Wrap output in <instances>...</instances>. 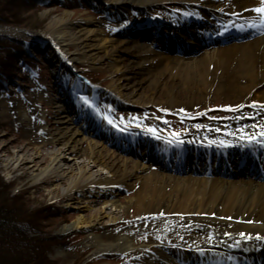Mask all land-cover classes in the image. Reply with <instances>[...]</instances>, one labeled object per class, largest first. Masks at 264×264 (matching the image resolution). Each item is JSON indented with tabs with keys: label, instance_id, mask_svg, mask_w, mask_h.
Returning <instances> with one entry per match:
<instances>
[{
	"label": "bare ground",
	"instance_id": "bare-ground-1",
	"mask_svg": "<svg viewBox=\"0 0 264 264\" xmlns=\"http://www.w3.org/2000/svg\"><path fill=\"white\" fill-rule=\"evenodd\" d=\"M183 2V13L169 11L165 14L168 20L160 19L161 24L139 13L111 35L90 17L72 21L69 12L49 21L44 37L53 44L62 66L77 61L97 65L98 54L104 51L112 80L102 91L88 86L92 102L86 101L84 111L75 94L64 95L56 108L55 133H51L54 128L40 123L42 118L31 119L29 105L18 104L15 113L35 131L27 143L32 148H18L10 162L35 170L49 159L48 165L34 171L31 177L34 183L47 176L55 177V182L67 180L63 194L72 208L91 209L88 204L76 205L75 195L84 191L99 192L100 197L94 196V203L99 204L106 197L135 189L125 205L111 200L114 214L108 213L106 205L95 215H80L71 225L62 227L64 231L88 230L83 246H94L96 255L130 253L128 256L140 260V264H216L212 258L218 254L226 256L227 264H264V239L258 238L264 237V142H257L264 141L259 136L264 131V24L254 11L261 0ZM102 3L117 13L132 7L144 11L156 5L146 0ZM235 25L242 30L230 32ZM126 30H134V35L142 39V34H154L157 41H167H161L164 47L158 43L150 49L131 39L132 33L127 35ZM2 31L9 35L20 33L9 27ZM177 32L187 34L188 41L172 45ZM227 40L236 42L220 44ZM70 46L75 49L73 53L67 50ZM77 89L71 91L84 90ZM101 95L122 106L153 105L160 111L187 114L217 96L232 100L229 106H235L237 113L223 126L210 122L196 134L175 141L164 135L165 128L176 122L153 111L150 117L157 118L151 123L159 128L152 127L155 135L149 129L135 131L133 126L142 125L139 122L122 121V127L116 128L97 107ZM155 96L161 98L155 100ZM42 97L38 95L37 99ZM73 102L77 103L75 108ZM39 114L44 116L43 112ZM76 114L87 121L80 128L72 122L71 116ZM179 122L182 126L195 125L190 120ZM245 134L256 139H242ZM45 145H56V149L43 157L40 152ZM100 165L109 175L95 171ZM103 190L108 194H102ZM127 207L136 208L137 215L131 218L135 223L116 231L109 228L107 225H119V214ZM102 227H106L104 233L96 235L94 231ZM186 234L192 241H185ZM139 237H169L168 245L150 260V256L134 251ZM177 245L187 249L183 253L174 247Z\"/></svg>",
	"mask_w": 264,
	"mask_h": 264
},
{
	"label": "rangeland",
	"instance_id": "rangeland-1",
	"mask_svg": "<svg viewBox=\"0 0 264 264\" xmlns=\"http://www.w3.org/2000/svg\"><path fill=\"white\" fill-rule=\"evenodd\" d=\"M43 1L42 6L35 7L22 15L24 23L21 25H0V34L15 39L13 43L14 46H23L22 48H25L32 57L30 67H26V72L18 76L17 79L12 78L5 81L4 83L7 87V91L4 90L0 93V175L10 186L11 195H15L16 207L21 208V210L26 208L27 213L25 216L27 219H30V215L34 213L42 219L39 224L36 225L42 237L47 239L50 237L56 238L49 251V257L55 264H140V260L133 256H128L130 253L96 255L94 246L87 248L83 246L90 233L88 230L64 231L62 229L65 225H71L78 216L82 215L89 218L95 215L97 210L104 208L106 205L109 206V209H107L108 213L114 214V208L110 205L111 200L117 199L125 205L127 201L134 196L135 189L129 191L124 190L121 193L118 192L115 197H106L99 204L94 203V200H96L94 196L100 197L99 192L97 193L91 190L87 193V191H84L79 195H75L76 205L88 204L91 206V209L87 207L78 209L67 205V198L64 197L63 194L68 183L67 180L55 182V177L51 178V176H47L34 183L31 177L34 171L37 172L43 169L45 165H48L49 159L42 166L35 168V170L27 169L23 166L19 167L17 164L10 162V159L15 156L18 148L24 146H27L26 149L32 148V146L27 143H30V134H33L35 131L27 120H21L19 118L15 110L18 104L25 103L29 105L32 113L31 119L35 117L42 118V122L40 123H43L46 128H54V132L52 131L51 133H55V129L58 126V124L55 123L57 122L56 114L59 112L56 111V108L65 97L64 95L68 94L71 92L72 88L76 87L78 88L77 90H84L74 93L75 100L77 96L79 101L92 102V94L88 92V86H96L98 91H102L111 83V71L109 70L104 51L98 54L100 62L97 65L91 66L85 61H77L62 66L60 64L62 61L56 57L53 44L48 42L44 37L45 34H47L49 21L59 18L69 12L72 21L90 17L98 22L101 28L107 31L108 35H111L117 30L121 31L122 27L126 26V22L130 16L132 19L138 16L139 13H147L151 16L155 15V17L157 15L162 19L168 20L165 14L169 11L171 13L176 11L177 14L183 13L184 8L181 6L184 2L183 0H168L169 3H158L161 0H146L156 2V5L151 8H146L144 11H138V9L132 7L117 13L116 9L104 5L105 3H102L103 0ZM119 24L121 25L119 26ZM8 27L17 29L20 33L9 35L2 31V29ZM125 33L128 35L129 30L125 31ZM137 43L154 49V42L146 43L140 40L137 41ZM14 50H16L15 47H13V51ZM67 50L71 53L75 51L71 46L68 47ZM7 52L8 51H6L5 54ZM175 55L176 54H171L170 56ZM16 73H18V71ZM85 77L88 78L87 82L84 80ZM119 82L121 83L122 81L119 80ZM145 87L148 88L146 90L148 91L149 84H146ZM67 89L68 91H66ZM146 91H143V89L139 90V92ZM36 94H42L43 97L38 100V95L35 96ZM78 96L83 100H80ZM159 98L161 97L155 96V100ZM181 99L184 98L182 97ZM112 100L114 99H109L102 95L100 98H97V107L107 119V122L112 120L113 123L111 124L115 126L116 124L122 126V121L141 123V127L133 126L135 127V131L152 129L153 126L158 128L157 125L151 123V120L154 121V119L157 118L153 117V115L150 117L149 114L153 111V114L170 117L173 122H176V125H171L172 127L170 128L165 126L166 132L164 137L166 138H182L190 133L196 134L197 131L201 130V128L208 125L210 122L215 123V125L223 126L228 120L234 117V113H237V111L233 110L235 106H229L232 100L217 96L211 97L206 102H202L198 107H193L194 109L189 112L187 111L189 114L186 112L160 111L152 107L153 105H148L145 108L122 106ZM73 103L74 105L72 108H75L76 102ZM68 105H71V103H68ZM237 105H239V103ZM39 112H43L44 116L41 117ZM246 112L249 111L247 110ZM86 114L88 115V113ZM140 114L148 115V120H146L147 118L142 119ZM137 115H139V117ZM71 118L72 122H74L73 125L78 128L82 127V125L87 122L77 114L72 115ZM184 120L193 121L195 125L191 127L182 126L179 121ZM36 126L38 127L39 124ZM161 127L163 128L164 126ZM54 149H56V145H45L41 148L40 153L44 154L43 157H46V155ZM110 150L112 149L110 148ZM115 152L117 153L118 151L115 150ZM121 156L122 158H128L126 155ZM67 157L70 156L67 155ZM77 161H82V159H77ZM95 171L103 172L106 176L109 175L106 168L101 165L97 166ZM107 192V190H103L102 194ZM126 209V212L119 214L121 220L119 225L107 226L116 231L121 228L120 226H131L135 223V221L132 222L133 220L131 218L137 215L136 208L132 207L129 209L127 207ZM35 217L38 218L36 215ZM106 220V218L103 219L102 223H105ZM105 230L106 227H102L96 229L94 232L96 235H101ZM158 232L161 231L158 230ZM140 237L134 251H139V254L150 256V260L153 259L157 253H161L160 249L162 246L168 245L166 241H168L169 237L164 240L150 237L144 240ZM185 241H192V239L186 234ZM174 247H177L179 251L185 249L184 245H177Z\"/></svg>",
	"mask_w": 264,
	"mask_h": 264
},
{
	"label": "trees",
	"instance_id": "trees-1",
	"mask_svg": "<svg viewBox=\"0 0 264 264\" xmlns=\"http://www.w3.org/2000/svg\"><path fill=\"white\" fill-rule=\"evenodd\" d=\"M42 2L44 1L0 0V25H21L24 23L22 15L42 6ZM14 40L0 34V93L7 91L4 82L24 74L32 61L31 55L23 46H14ZM13 47L16 50L13 51ZM6 51L8 52L5 54ZM15 201L10 186L0 175V264H55L49 257V251L56 238L42 237L36 227L42 219L36 213L27 219L26 208H17Z\"/></svg>",
	"mask_w": 264,
	"mask_h": 264
},
{
	"label": "snow or ice",
	"instance_id": "snow-or-ice-1",
	"mask_svg": "<svg viewBox=\"0 0 264 264\" xmlns=\"http://www.w3.org/2000/svg\"><path fill=\"white\" fill-rule=\"evenodd\" d=\"M254 11L259 13L261 15V24H264V0H261V3L258 7H255L254 8ZM86 99V98H85ZM90 103V102H89ZM255 101L253 102V104L255 105ZM262 107H264V105H262ZM164 111H168L167 109H164ZM109 123H113L112 120H109ZM150 132H152L153 135H155V129H149ZM259 136L260 137H264V131H261L259 133ZM248 139L249 141H253L256 139V137H253V136H249L247 134H245L244 137H242V139ZM257 142H264V141H257ZM241 235H244L243 233H241ZM260 239H264V237H258Z\"/></svg>",
	"mask_w": 264,
	"mask_h": 264
}]
</instances>
